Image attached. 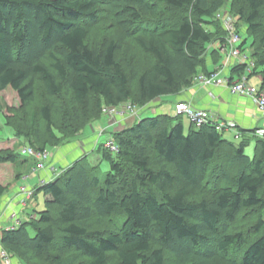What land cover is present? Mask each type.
Masks as SVG:
<instances>
[{
  "label": "trees",
  "instance_id": "1",
  "mask_svg": "<svg viewBox=\"0 0 264 264\" xmlns=\"http://www.w3.org/2000/svg\"><path fill=\"white\" fill-rule=\"evenodd\" d=\"M226 1L0 0V92L10 88L21 103L4 124L43 152L98 121L104 106L179 95L199 72L221 67L226 33L216 15ZM100 5L108 7L112 34L149 56L141 72L128 76L120 65L119 38H91L94 26L104 28ZM230 12L240 33L243 24L251 39L264 34V0H232ZM254 57L249 79L260 73L264 91V51ZM244 71L233 66L228 86ZM37 96L43 102L26 114ZM177 117H145L114 133L116 152L97 149L107 172L101 160L82 156L38 186L44 209L0 234L13 262L264 264V140L255 137L249 159L243 130L235 144L213 122H189L185 133ZM30 159L0 152V165ZM6 191L0 184V198ZM250 212L253 223L244 227Z\"/></svg>",
  "mask_w": 264,
  "mask_h": 264
},
{
  "label": "rangeland",
  "instance_id": "2",
  "mask_svg": "<svg viewBox=\"0 0 264 264\" xmlns=\"http://www.w3.org/2000/svg\"><path fill=\"white\" fill-rule=\"evenodd\" d=\"M231 2H232V0L226 1L225 7L222 11L223 12L222 14H228V15H230V17L232 19L237 20V18L234 15H232L230 12ZM100 8H101L100 17H102V18L106 17V20L102 21V23L100 22V26L103 25L102 27H104V28H98V27L94 26V28L92 29V33H91V38L93 39V41L98 42V43H101V41H103V39L107 38V36L110 35V33L112 34V32L114 30V27H112V26L108 27V24H109L108 7L105 5H100ZM261 23L264 24V19L261 20ZM92 26H93V24H92ZM240 27H241L242 39H246V37H248L244 51H245V53H247L249 55L250 59H252V57H253L255 60L254 53L259 51V54H262L264 51V43L262 44V42H261V39H262V37H264V34H262L261 32H257L254 35V39L253 38L251 39V37L248 36L249 34L247 33L248 31L246 29V26L243 24H240ZM110 36L115 37L116 39L119 38L118 40H119L121 50H120V53L117 54V60L119 61L120 65H122L123 69L128 74V76H130V74H132L134 71L141 72V70H143L147 66V64L150 62L149 56H147L145 53H143L132 40H127L123 36H119V35L117 36L116 32ZM251 42H252V44H251ZM252 61H253V59H252ZM202 74H203L202 72H199L195 76V78L193 79L192 86H194L196 84V82H195L196 77L198 75H202ZM261 82H262V75L260 73L252 75L248 81L249 85H251L255 88H260ZM37 88H38V86H37ZM38 91H40V89H38ZM165 101H167V100H164V104H162L161 106H167V105L170 106L171 105L170 102L167 101V104H166ZM42 102H43V100L39 96H37V98L33 102V104L26 107L25 113L28 114L29 112L34 111L35 109H37L38 106H40V104ZM54 102H55V104L58 103V101H56V99L54 100ZM150 104L151 103H148V104L143 105V106H137V105H132L130 102H124V103H122V104H120L114 108H116V111H118V112L124 111L125 113H123L124 114L123 116L133 114V116L135 115V116L140 117L141 114H147L151 111L152 105H150ZM128 105H130L133 108V110H134L133 113H130L127 111ZM20 106H21V103H20V100H19L16 92L11 90L10 88H7V89L0 92V152L1 151L2 152H4V151L13 152L14 151L15 153L19 154L20 153L19 149L28 146V144L22 138H17L18 143L16 140H12V141H14V143L9 142L8 141L9 139H12L13 137L16 139V137L14 136L12 130L4 124V117L12 116L14 111L16 109L20 108ZM21 108H22V110H24V107H21ZM107 108H112V107H105L104 106L102 108V110L107 109ZM166 113L168 114V116H170L172 118L176 117V112L174 111V109L170 110L169 112L166 111ZM106 115H109V114L102 112V116L99 119L102 118L101 120H103L104 116H106ZM122 117H121V119L120 118L119 119L115 118V119L118 120L117 121L118 123H121V122L125 121V120H123L124 118H122ZM177 118L183 124L184 132L186 133L190 127L189 120L187 119L186 116H179ZM138 121H139V119H138ZM96 122H99V121H96ZM93 123L94 122H92V124ZM118 130H119V128L112 127L109 130L110 135L109 136H105V135L102 136L100 138V140L98 141V143L101 145H103L102 143H104V145H105V143L112 138V135L114 133L120 131V130L119 131ZM228 132H230V131L225 130L223 133L225 139H227V140H229L235 144H239L242 141L241 139H237L232 132L231 133H228ZM68 143H66V144H68ZM66 144L61 145L55 149L58 150L61 147L66 146ZM254 147H255V141L253 139H251L250 141H248L246 147L244 148L245 149L244 152L248 156L249 159H253ZM46 151L50 155L51 149H48ZM109 152H110V154H113V152H111V151H109ZM22 155H21V157L25 158L24 157L25 155L24 154H22ZM89 160L95 164H97L98 161L101 160L99 165H100L102 172H107L109 170L108 163L101 159L100 151L99 152H97V150L94 151L92 153V156L89 157ZM15 166H16V164L0 165V184L1 185L8 187V183H10L9 185H11V186L15 183V180H17V178L15 177V175H16V169H14ZM63 169H65V168H63ZM63 169H59V170H63ZM28 177H29V180L27 182L21 181L20 183H17L19 181H16V183L20 184V185H25V186L29 185L28 187L35 191V188H37V186H38L37 175L35 173L29 174ZM191 192H192V189H191ZM193 192H195V191L193 190ZM196 194H198V193H196ZM30 200H29L30 202L28 201L29 205L27 207V213L28 214H32L34 212H39V211L44 209L45 198H44L42 193H40V192L36 193L35 196H33ZM254 215H255L254 212H250L249 216L245 217V219H244V225L245 226L244 227H248L249 225H251L253 223V220L255 217ZM114 261H115V259L112 258L111 262L113 263ZM170 262L171 261H168V263H170ZM12 263L13 264H20V263H17V261L15 263L14 262H12ZM32 264H39V262H32Z\"/></svg>",
  "mask_w": 264,
  "mask_h": 264
},
{
  "label": "crops",
  "instance_id": "3",
  "mask_svg": "<svg viewBox=\"0 0 264 264\" xmlns=\"http://www.w3.org/2000/svg\"><path fill=\"white\" fill-rule=\"evenodd\" d=\"M213 48V47H212ZM213 69L210 67V70ZM164 100H167L171 105L161 106L164 104ZM167 101L165 103L167 104ZM189 102L193 107L197 109L208 110L209 112L219 116L220 120L234 122L238 129L243 130L245 136L249 137V141L253 139L256 141L255 131L253 134H249L250 130L264 129V119L260 116L257 109L250 99L239 97L232 93L229 87H215V88H203L198 85H194L189 89L183 91L176 96H168L164 98H158L151 102V111L147 114H141L140 117L133 116V114L125 115L122 118L124 122L118 123L117 119H121V116L110 115L104 116L103 120L99 119V122L91 123L86 127L82 133L74 137L71 142L66 144V146L61 147L60 149H51L50 153V166H53L55 170L63 171V168L68 167L74 160L79 157L87 156L88 158L92 156V153L96 151L99 147H104L99 144L98 141L102 136H109V130L114 128H119L123 130L124 128L130 127L138 119L147 117H152L158 114H165L166 111L173 110L175 111V106L179 102ZM125 113V112H124ZM117 118V119H115ZM106 130H105V129ZM118 130V131H119ZM230 131V130H228ZM246 131V132H245ZM232 131L228 132L231 133ZM233 133V132H232ZM234 134V133H233ZM256 137V138H255ZM16 140L14 137L9 139V142ZM105 141V140H104ZM106 142V141H105ZM16 143V144H17ZM101 145V146H100ZM20 147V146H19ZM20 151V149H19ZM98 152V151H97ZM23 156V155H22ZM25 157V156H24ZM26 158V157H25ZM10 164V163H6ZM4 165V164H1ZM12 165V164H10ZM35 167V160L30 159L27 163L18 162L14 169H16L15 183L11 186L8 183L7 191L2 198H0V209L8 202L13 204L17 212L25 219H30L35 215V212L32 214L27 213V207H19L17 203V193L20 188L26 187L25 185H20L21 181L27 182L29 180V174H36L37 179L41 177L39 172H34L33 168ZM63 169V170H59ZM31 176V175H30ZM16 181H19L16 183ZM4 186V185H3ZM38 187V186H37ZM32 188V187H31ZM36 189V188H35ZM35 196V195H34ZM45 198V197H44ZM31 201V200H30ZM29 201V202H30ZM5 224L7 220H3L2 223Z\"/></svg>",
  "mask_w": 264,
  "mask_h": 264
},
{
  "label": "built area",
  "instance_id": "4",
  "mask_svg": "<svg viewBox=\"0 0 264 264\" xmlns=\"http://www.w3.org/2000/svg\"><path fill=\"white\" fill-rule=\"evenodd\" d=\"M216 19L221 22L226 33L225 43L220 49V53L223 57L221 67L217 68L209 75H198L195 79L196 85L203 88L227 86L235 95L250 99L260 116L264 119V91H261L259 88H255L248 83L249 75L254 69V62L244 51V47L242 46V35L236 28V20L232 19L230 15L222 13H217ZM233 66H243L245 67V71L241 77L234 79L232 84L228 86L230 69ZM127 111L130 113L134 112L130 105L127 106ZM102 112L107 113L110 116L118 115L122 117L124 115V111L118 112L114 107L103 109ZM175 112L177 116H186L195 128L213 122L218 130H230L236 135V137L240 135L234 122L220 120L218 115L213 114L208 110L197 109L187 101L177 103L175 106ZM255 136L264 140V129H256ZM104 148L111 152L117 151L113 139L107 141ZM20 154H24L25 157L35 160L33 171L41 173L38 186L53 181L62 173L61 171L55 170L53 166H50V155L47 151L39 152L30 146H26L20 149ZM34 192L35 191L30 188H20L17 193L16 204L22 208L26 207L28 201L34 196ZM3 220H7L8 222L6 224L5 222L2 223ZM27 220L17 212L13 204L10 202L6 203L0 209V234L2 231L17 228ZM12 262L13 259L0 244V264H13Z\"/></svg>",
  "mask_w": 264,
  "mask_h": 264
}]
</instances>
